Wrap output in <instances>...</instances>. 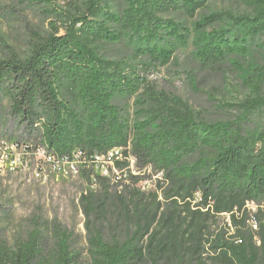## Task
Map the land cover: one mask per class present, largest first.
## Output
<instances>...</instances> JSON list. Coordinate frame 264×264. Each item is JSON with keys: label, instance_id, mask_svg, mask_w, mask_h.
Returning <instances> with one entry per match:
<instances>
[{"label": "trees", "instance_id": "1", "mask_svg": "<svg viewBox=\"0 0 264 264\" xmlns=\"http://www.w3.org/2000/svg\"><path fill=\"white\" fill-rule=\"evenodd\" d=\"M115 1L124 3L118 14ZM208 1L84 0L72 13L53 11L60 25L35 36L26 58L0 60V129L6 102L10 119L47 156L77 162L79 176L100 187L79 200L90 264H264V96L252 93L229 119L203 121L178 96L156 91L145 69L95 49L119 42L114 26L130 35L139 56L165 65L174 52L166 40H183L181 26L161 16L193 17ZM244 2L250 14L227 16V29L203 32L214 15L196 25L203 68L248 55L249 41L264 33V0ZM114 148L123 160L114 163L120 191L112 198V182L95 171L94 157ZM129 159L156 177L152 190L137 187L151 177L134 176ZM109 214L124 227L121 241L106 242L93 225ZM36 246L33 237L15 251L0 247V264H45ZM55 264H72L65 246Z\"/></svg>", "mask_w": 264, "mask_h": 264}, {"label": "rangeland", "instance_id": "2", "mask_svg": "<svg viewBox=\"0 0 264 264\" xmlns=\"http://www.w3.org/2000/svg\"><path fill=\"white\" fill-rule=\"evenodd\" d=\"M38 1L0 0V60L11 53L26 58L35 36L46 37L51 33V25H60L53 11L72 13L82 7L84 0ZM123 8L121 1L111 4L113 13L118 14ZM249 14L244 0H209L193 17L184 13L162 15L181 26L183 40L181 43L166 40L165 44L174 52L165 65L139 56L130 45V35L114 26L110 28L120 35L119 42L99 44L95 49L103 59L145 69L156 91L178 96L196 118L216 123L236 115L239 105L252 93L264 96V33L249 41L248 55L231 56L224 63L207 69L196 58L195 46L200 34L196 25L204 17L214 15L215 22L203 27V32L220 31L230 27L227 16ZM261 120L264 122V116ZM196 157L187 158L185 164L192 163ZM130 167L134 176L151 177L137 187L144 192L152 190L156 177L149 170L140 173L133 165ZM102 175L109 184L112 182L109 191L114 198L120 191L114 184L118 173L108 169ZM125 184L129 185L130 181ZM87 191L98 193L100 187L89 185L79 173L74 175L68 165L48 160L46 151L10 119L5 102L0 129V247L7 252L15 251L34 237L39 260L45 264L56 263L62 246L66 247L72 264H90V234L79 201ZM247 208L251 213L257 210L253 204H248ZM261 215L264 222V205ZM226 221L223 217L222 223ZM93 225L106 242L121 241L124 237V227L115 215L109 214ZM250 225L254 231L253 221Z\"/></svg>", "mask_w": 264, "mask_h": 264}, {"label": "built area", "instance_id": "3", "mask_svg": "<svg viewBox=\"0 0 264 264\" xmlns=\"http://www.w3.org/2000/svg\"><path fill=\"white\" fill-rule=\"evenodd\" d=\"M47 158L48 160H51L52 162H54V159H52L50 156H47ZM122 160H123L122 149L121 148L111 149L103 156L94 157L95 171L99 172V174L103 176L102 175L103 172L107 171L108 169H111L114 172H116V174L118 173L119 176L115 178V180H118L120 178V173L116 171V169L114 168V163L116 161H122ZM129 161H130V164L133 165L132 159H129ZM55 163L68 165L74 175H77L79 173V168H78L79 166L77 162H68V161L62 160L59 162L56 161ZM131 173L133 174V172Z\"/></svg>", "mask_w": 264, "mask_h": 264}]
</instances>
